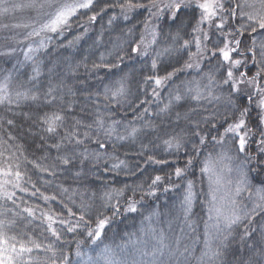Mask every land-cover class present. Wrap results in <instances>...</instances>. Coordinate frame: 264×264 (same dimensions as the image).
<instances>
[{
	"label": "trees",
	"instance_id": "obj_1",
	"mask_svg": "<svg viewBox=\"0 0 264 264\" xmlns=\"http://www.w3.org/2000/svg\"><path fill=\"white\" fill-rule=\"evenodd\" d=\"M122 2L100 0L94 10H82L72 19L71 27L60 34H52L44 49L33 54L30 60L0 55V84L8 85V93L15 101L0 104V152L4 153L0 162L9 157L16 160L20 171L25 173L21 186L27 189L21 192L9 187V191H15V203L0 197V213H3L0 219L16 221L9 235L30 237L43 245L52 244L58 264L62 253L69 255L70 264H85L88 256L95 264H105L100 257L105 246L112 250L113 264H209L204 256L205 242L207 240L215 248L218 241L213 239L212 232L205 229L210 194L201 169L210 157L213 160L226 153L225 158L229 160L227 156H235L230 137H225L224 145L211 139L224 133L235 111L228 103V85L209 83V74L215 81H221L224 69L218 68L216 58L211 57L213 44L207 45L208 51L202 59L189 60L190 53L196 52L194 36L199 33H193L192 28L199 17V10L189 7L182 11L181 18L187 21V25L177 36L176 24L169 11L163 8L168 0H158L163 9L158 15L152 14L157 12L156 8L151 11L138 8L128 13V19H124L120 12L118 5ZM134 2L149 4V0ZM105 4L109 5L107 10L94 23H89L88 17L93 11L99 12ZM112 16L116 19L110 25L108 21ZM202 27L209 30L207 26ZM211 32L215 43L219 33L215 28ZM148 33L155 35L144 46L143 37ZM244 39L249 42L247 37ZM256 39L259 42L264 40V36L257 35ZM185 40L190 41L187 48L183 47ZM137 45L139 51L133 52L132 48ZM145 51L147 55L140 54ZM197 59L199 67L184 68L186 62L195 65ZM153 60L157 61L156 73L151 68ZM93 65L101 67L94 68ZM173 69L183 70L159 88L152 81L145 83L146 76H164ZM240 71L251 77L257 68L249 62ZM121 79L125 84V95L112 99L109 92V98L105 99V89L114 90L116 81ZM196 83L205 97L211 90L212 95L220 99H192L188 88H194ZM154 88L158 95H153ZM240 88L241 92L233 93L232 99L244 105L247 104L245 94L251 93L252 88L246 84ZM49 89L53 90L50 95ZM17 92H28L29 96L35 95L37 99H17ZM177 94L183 97L180 101L174 99ZM256 100L258 97L254 96V102L248 105L253 131L257 122ZM166 105L167 110H163ZM53 112L63 115L64 121L56 133H48L42 121L46 114ZM205 117H208V122H205ZM98 118L104 120L106 128L115 127L111 137L97 127ZM9 120L13 123L8 124ZM114 121L118 123L113 125ZM132 128L139 130L135 137L128 136ZM195 131L207 137L204 145H199V137L193 134ZM73 132L76 136L71 140L65 139ZM85 132L89 134L87 138ZM117 135L127 138L118 140ZM177 136L183 137L182 147L179 150L168 148L164 141ZM258 138V134L253 137L254 140ZM77 139L83 143L77 144ZM98 140L107 147L99 148ZM57 143L61 145L59 149L52 146ZM250 149L255 151L256 144L250 143ZM97 153L100 154L99 159L95 158ZM63 156L70 158V164L64 165L57 159ZM149 156L166 163H152L148 161ZM189 158L193 163L182 177L177 178L175 168H185ZM121 160L127 166L113 169L112 165ZM53 164L54 169L51 168ZM42 168H49L55 174L41 171ZM157 175L164 179L155 186V195H148L149 185ZM253 175L248 177L251 192L264 187L257 181L259 178L253 179ZM188 181L193 182L195 196L191 211L186 213L183 201ZM33 184L36 188L32 187ZM36 189L40 192L31 195ZM114 190H123V195H115ZM40 193L55 196V200L45 202ZM105 193L113 194V199L107 204ZM130 200L136 202V212L125 211ZM117 201L120 212L113 216L111 205ZM82 204L89 206L86 220L89 216L95 219L99 212L111 217L105 235L92 243L86 235L88 225L81 224L75 232H67V224L57 223L54 227L61 235V240L57 241L47 231V221L41 213L56 215L58 220L71 221L75 225ZM65 205L76 212L75 217L69 216ZM25 208L34 209L35 216H28L23 211ZM262 216L255 217L250 226L256 231L243 239V224L235 226L221 250L222 256L214 264H264ZM161 235L168 247L163 254L157 253L153 257L151 253ZM78 243L80 251L85 254L82 257L75 255ZM142 252L149 255L144 256ZM31 255L41 264L52 257L51 252L43 250L34 251Z\"/></svg>",
	"mask_w": 264,
	"mask_h": 264
},
{
	"label": "snow or ice",
	"instance_id": "obj_2",
	"mask_svg": "<svg viewBox=\"0 0 264 264\" xmlns=\"http://www.w3.org/2000/svg\"><path fill=\"white\" fill-rule=\"evenodd\" d=\"M100 3V0H60L59 3H55V10L48 15V18L45 22L41 23L39 29H33L28 33L26 39L31 37H39L42 33H55L60 34L64 29L71 27V21L79 13L83 11H92ZM36 0H32V4L29 6H35ZM54 0H42L39 4L40 8L44 7H53ZM120 12L124 16V19H128V13L134 11L138 8H148L151 11L152 8H156L157 12L152 13L153 15H158L159 12L163 11L160 8L158 0H149V4L145 5L142 3L134 2V0H123L119 5ZM109 5L105 4L100 8V11H93V14L88 17L89 23H94L97 20V17L105 12ZM192 7L199 10V17L196 19V23L192 28L193 33H199V35L194 36V43L196 47V52L190 53L189 60L194 58L202 59L204 53L208 51L207 45L213 44V50L211 51V57L216 58L218 68L224 69V75L221 78V81H215L213 75L209 74L208 79L209 83H217L228 85L229 96L228 103L232 105L235 111L232 113V122L227 124V127L224 129V133L217 136H212L211 139L219 145H224L225 137H230L234 142L236 151L239 155H242L243 159L241 164L237 167L236 171L238 173V180L236 181V187L234 192L229 190L225 193V196L217 197V192L220 191V186L222 184V177L217 175L214 171L215 161L211 157L205 161L204 167L201 169L202 172L209 174L210 179V195L211 202L209 207V219H213V214L215 215L216 223L213 225L215 228V233H212L213 239L218 241V244L213 248L208 241L206 240V251L204 256L208 258L209 264H214V262L222 256V249L225 248L228 237L232 234L234 226L243 224L244 232L242 234V239L250 236L256 231L255 227H250L255 220V217L262 216L264 214V187L257 188L255 190V202L250 209L241 208L238 204L235 197H238L243 191L250 190V185L248 183V177L251 174L253 179L260 178V183L264 185V40L259 42L256 39L257 35L264 36V0H168L167 3L163 5L164 9H167L170 13V18L173 23L176 24L177 36L179 33L186 27L187 21L181 18V13L184 9ZM4 12H7L8 9L4 8ZM116 17L112 16L108 23L111 25L112 21ZM207 26L209 30H205ZM28 27V25H24ZM83 27V25H81ZM147 27V24H145ZM215 28L216 32L219 33V39L217 42L213 43L211 29ZM245 37L248 38L249 42H245ZM51 36H45L39 43L40 48H44L45 40H51ZM79 39V38H77ZM155 41L153 40V43ZM190 44V41L185 40L183 47L187 48ZM31 45L28 46L27 51L25 52L26 59H32L29 55L30 53L36 51ZM12 51H15L14 49ZM133 52L139 51V45L132 48ZM167 51V49L165 50ZM141 55H147L145 51L140 53ZM3 55V53H0ZM103 59V57H101ZM189 63L186 62L184 68L199 67V62ZM251 63L257 68V71L251 77L244 71H240L241 68L247 66L248 63ZM94 68H99L101 65H93ZM105 67H107L105 65ZM118 67V65H114ZM153 73L157 71V61L153 60L151 64ZM110 70V69H109ZM183 69H173L170 72H167L164 76H159L156 74L146 76L145 83L152 81L156 88L162 86L166 81L171 80L177 72L182 71ZM36 75L40 74L39 69H35ZM35 78V77H33ZM192 83V82H189ZM246 84L252 88L251 93H246L245 98L247 104L239 105L235 103L232 99V94H239L241 92L240 85ZM116 87L114 90L105 89V99H108V93L111 92V98L115 99L117 96H124L126 93L125 84L123 79L116 81ZM53 90L49 89V95ZM189 93H192V99L201 100V99H215L219 100L220 97L214 96L209 90L208 97L204 96L203 91L200 89L198 83L196 86L188 88ZM153 95H158L156 89H153ZM258 97V100L255 101V107L258 110L256 114V124L255 131H253V125L251 123V109L248 105H251L253 97ZM16 98L31 99L36 100L37 96H29L28 92H17ZM183 97L180 94L175 95L174 99L180 101ZM55 99V97H53ZM5 101L8 103L15 102L12 96L8 93V85L6 83L0 84V104H3ZM51 101H49L50 103ZM167 105L165 109L167 110ZM147 111V109H145ZM187 119V115L185 116ZM227 121V117L224 118ZM205 122H208V117L204 118ZM64 116L59 112H53L50 115L46 114L43 117V123L47 126L45 131L48 133H56L57 128L63 123ZM13 121L9 120L8 124H12ZM80 122L77 121V124ZM116 121L113 122L115 125ZM97 127L104 130V134L107 137H111L115 132L114 126L105 127V122L102 118L96 120ZM199 124L197 123V127ZM88 127H91L90 125ZM215 127V125H213ZM139 130L132 128L128 132V136L135 137L136 133ZM195 136L199 137V145H204L206 141V136L202 135L200 131H195L193 133ZM259 136L257 140H254L253 137ZM88 133L85 132V138L88 137ZM76 136V133H69L65 139L71 140L72 137ZM11 138V137H10ZM127 137L124 135H117L118 140H125ZM77 144L83 143V140L77 139L75 141ZM99 148H106L107 145L96 141ZM165 145L168 148H175L179 150L182 147L183 137H173L169 140L164 141ZM250 143L256 144L255 151L250 149ZM53 147L59 149L61 145L59 143L52 145ZM194 148L198 145H193ZM143 153H141L142 155ZM4 155L3 152H0V157ZM83 155V154H82ZM227 154H222L220 159H223ZM96 159L100 158V154L95 155ZM228 159H232L231 156H227ZM60 162L64 165L70 164L71 160L67 156L57 157ZM87 159V156H85ZM148 161L152 163L162 164L166 161L156 160L154 157L149 156ZM193 163L192 159L189 158L185 168L176 167L174 170V175L177 178H180L184 175L186 168ZM121 165L127 166L123 160L119 161L117 164H113L112 168L117 169ZM39 167V166H37ZM51 168H55V164L51 165ZM41 171L49 172V174L54 175V171H50L49 168H42ZM232 169L229 168V172ZM77 176L80 173H76ZM25 173L20 171V164L14 160L12 157H9L7 160L0 162V197H3L7 200H12L15 196V191H9V187L13 189H18L21 192H26L27 189L21 186V181L24 179ZM215 176V180L212 177ZM163 177L157 175L155 176L151 184L149 185L150 191L148 195H155V186L160 184L163 181ZM232 181L229 180L228 184H231ZM215 185V186H213ZM33 188H36L35 184L32 185ZM168 191V188L164 189ZM67 192V189H64ZM40 190L36 189L31 195L35 196L39 193ZM115 195H123V190H114ZM251 194V193H250ZM41 198L47 202L48 200H55V196L49 197L40 193ZM195 193L193 192V182H187L186 193L184 196L183 206L186 213L191 211ZM106 204L113 199L112 193H105ZM227 199V203L219 204V201ZM219 204V206H218ZM67 208V205L64 206ZM111 210L113 216L119 214V201L116 204L111 205ZM30 217L35 216L34 209L25 208L23 210ZM68 214L71 217L76 216V212H73L71 208H67ZM126 212H136V202L128 201L127 207L125 208ZM79 218L76 221V224L73 225L71 221L64 219H57L56 215L41 213L47 221V231L51 236L55 237L57 241L61 240V235L58 230L54 227L55 224L59 223L61 225L67 224V232H75L77 227L81 224L88 225V230L86 235L91 239L92 243L100 241L105 235L107 227L111 223V217L105 215L103 212H99L95 219H92L89 216V219H85L86 214L89 212V206L82 204L79 208ZM3 213H0L2 216ZM264 218V216H262ZM150 219V218H146ZM247 221L246 224L243 222ZM16 223L15 220L0 219V264H41L39 260L33 257L31 254L34 251H46L51 252L52 257L49 258L44 264H58L56 257V250L53 248L52 244L43 245L37 240L32 238H23V236L18 235H9L10 228ZM223 223L224 228H220V224ZM91 225H94L92 227ZM264 227V226H262ZM227 233V234H225ZM168 245L164 242V237L161 235L157 239V245L154 246L151 255L155 257L157 253L163 254V250L167 248ZM264 251V250H262ZM112 250L105 246V248L100 253V257L105 260V264H113L111 260ZM144 256L149 255L148 252L141 253ZM77 257H82L85 255L80 251V244H77V249L75 252ZM59 264H70L69 255L62 253ZM79 264V262H77ZM85 264H95L93 258L88 256Z\"/></svg>",
	"mask_w": 264,
	"mask_h": 264
},
{
	"label": "rangeland",
	"instance_id": "obj_3",
	"mask_svg": "<svg viewBox=\"0 0 264 264\" xmlns=\"http://www.w3.org/2000/svg\"><path fill=\"white\" fill-rule=\"evenodd\" d=\"M41 2L42 0H36L35 6H29L32 4V0H0V41H1L0 52L3 53V55H8L16 59H20V58L22 59L23 57H25V52L27 51L28 46L31 45L33 49H37L36 51L29 54L30 56H33V54L41 52V50L44 49L39 47L40 41L44 39L46 35L51 36L52 34H55V33H47V34L42 33L41 36L39 37L34 36L26 39L29 32H31L33 29H39L40 24L47 20L49 14L54 12L55 3H59L60 0H54L53 7H44V8L39 7V4ZM4 8H7L8 11L4 12L3 11ZM24 25H28V27H24ZM154 35L155 34L153 33H148L146 36H144L143 45L146 46L145 43L152 41V37ZM47 41L48 40H45V45L47 44ZM13 49L15 51H12ZM242 85L243 84H241L240 87ZM232 144H233L232 149L235 151V156L232 159L227 160L225 157L223 159L220 158L213 159V161L216 162L214 165V171L217 175L222 177V184L220 186V191L217 192L218 200L219 197L225 196V193L228 192L229 190H232L234 192L236 187V181L239 178L236 169L241 164L243 157L242 155H239L237 153L234 142ZM229 168L232 169L231 172H229ZM205 177L207 179V184L209 186V194H210L209 174L205 173ZM212 179L215 180V176H213ZM229 180L232 181L231 184H228ZM257 181L260 182V180ZM235 198L241 208L250 209L255 202V190L252 192L250 190L243 191L238 197ZM210 202H211V195H210ZM210 202L208 204V208L206 212L208 213L207 215L208 225L205 227V229L207 228L208 233L209 232L215 233V228L213 227V225L216 223L215 215L213 214V219L211 220L209 219ZM226 203H227V199L223 201H219V204L226 205ZM220 228L221 229L224 228L223 223L220 224Z\"/></svg>",
	"mask_w": 264,
	"mask_h": 264
}]
</instances>
